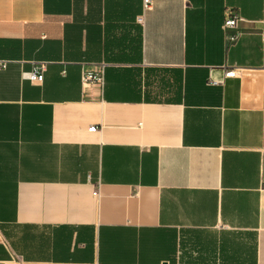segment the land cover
Listing matches in <instances>:
<instances>
[{
  "label": "crops",
  "instance_id": "1",
  "mask_svg": "<svg viewBox=\"0 0 264 264\" xmlns=\"http://www.w3.org/2000/svg\"><path fill=\"white\" fill-rule=\"evenodd\" d=\"M151 1L0 0V264H264V0Z\"/></svg>",
  "mask_w": 264,
  "mask_h": 264
},
{
  "label": "built area",
  "instance_id": "2",
  "mask_svg": "<svg viewBox=\"0 0 264 264\" xmlns=\"http://www.w3.org/2000/svg\"><path fill=\"white\" fill-rule=\"evenodd\" d=\"M144 5L147 10L152 8V1L151 0H144ZM239 21H242V19L235 13L230 12L229 16L226 18L225 23L223 25V30L226 34V37L228 38V41L230 43H233L237 40L238 34L233 32L238 24ZM139 22L142 23V19H139ZM2 67H6V62H3ZM104 68L105 65H103L99 70H83L82 72V86L84 88L92 85V84H98V85H103L104 83ZM44 72H45V65H41L39 67H35L31 72H26L23 74V78L25 80H28L32 83H41L43 82L44 78ZM227 77H235L237 75L236 72L231 71L228 72ZM211 85H218L219 83L210 80ZM98 128L96 126L90 128V132L96 133L98 132ZM99 191H100V186L98 185L95 187L93 195L94 197L98 198L99 197Z\"/></svg>",
  "mask_w": 264,
  "mask_h": 264
}]
</instances>
